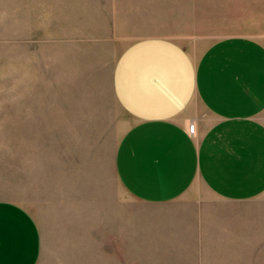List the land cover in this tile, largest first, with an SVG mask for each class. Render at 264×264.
Wrapping results in <instances>:
<instances>
[{"label": "rangeland", "instance_id": "rangeland-1", "mask_svg": "<svg viewBox=\"0 0 264 264\" xmlns=\"http://www.w3.org/2000/svg\"><path fill=\"white\" fill-rule=\"evenodd\" d=\"M231 36L264 45V0H0V201L35 221L38 264H264V194L229 204L198 184L203 202L147 207L114 171L132 124L112 92L124 49L163 38L197 55ZM185 206L233 213L236 248L178 250L155 218Z\"/></svg>", "mask_w": 264, "mask_h": 264}, {"label": "crops", "instance_id": "crops-1", "mask_svg": "<svg viewBox=\"0 0 264 264\" xmlns=\"http://www.w3.org/2000/svg\"><path fill=\"white\" fill-rule=\"evenodd\" d=\"M112 92L132 122L114 155L116 178L130 198L147 207L200 203L187 195L198 184L229 204L264 194L262 43L223 37L196 55L167 39L144 38L118 57ZM191 207L155 218L157 226L165 219L180 230L189 246L178 250L236 248L228 247L239 240L227 227L233 213ZM40 249L32 217L0 201V264H38Z\"/></svg>", "mask_w": 264, "mask_h": 264}, {"label": "built area", "instance_id": "built-area-1", "mask_svg": "<svg viewBox=\"0 0 264 264\" xmlns=\"http://www.w3.org/2000/svg\"><path fill=\"white\" fill-rule=\"evenodd\" d=\"M188 132H189V134L193 135V133H194V125L193 124L189 125Z\"/></svg>", "mask_w": 264, "mask_h": 264}]
</instances>
